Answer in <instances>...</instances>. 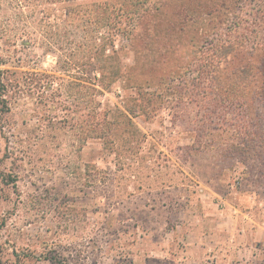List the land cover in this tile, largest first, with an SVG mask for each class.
Instances as JSON below:
<instances>
[{
	"label": "rangeland",
	"instance_id": "374dc122",
	"mask_svg": "<svg viewBox=\"0 0 264 264\" xmlns=\"http://www.w3.org/2000/svg\"><path fill=\"white\" fill-rule=\"evenodd\" d=\"M104 1L0 0V264H264V0H129L99 138L76 97L80 25ZM148 35L185 44L180 59L137 52ZM223 45L245 65L186 70Z\"/></svg>",
	"mask_w": 264,
	"mask_h": 264
},
{
	"label": "trees",
	"instance_id": "16d2710c",
	"mask_svg": "<svg viewBox=\"0 0 264 264\" xmlns=\"http://www.w3.org/2000/svg\"><path fill=\"white\" fill-rule=\"evenodd\" d=\"M79 1H90V0H79ZM91 18L84 23L80 25V31L82 32L83 35V40L84 42L79 44V48L85 49V55H83L78 63V67L80 68V80H81V85L80 90L77 93V101L79 103V107L82 109H88L91 111V115L93 117V122H94V128H95V133L96 136H99V138H108L107 135H105L104 131L102 130V125L106 123V112H103V118L99 120V115L101 114L98 113V108L95 109V97L101 95V91L97 89L98 85L97 83L100 82L101 86L106 85V87L110 86L117 78L119 77V70H120V62H118L116 65L114 64H106L109 63L110 60L109 57L107 56V52L110 50L113 54L116 53V51L113 49L115 45V41L117 39H126L128 35L132 36L134 33L133 27V20L129 22L128 27H122L126 22H128L130 19H137L139 18L137 13L138 9H135L133 12H130L128 7L132 8L136 6L133 3H130L129 0H117L115 1L114 5L115 7H112L110 3L107 1L104 2H99V3H91ZM112 12H115V17H111ZM100 30H106V32L101 35L102 37H97V32ZM177 31L182 32L184 31L183 27H173L168 29V33H176ZM151 32H154V29H151ZM94 33V35H91ZM93 36V37H92ZM159 39V35H155L150 37L149 35L146 37V41H144L143 47H137V52L139 51H145L148 50L149 52H154L157 51L160 53V55L165 56L169 54H177L178 58L180 59L181 57V50L184 51V46L185 44L181 43H170V42H164L161 43ZM135 45H129V47H134ZM124 47H127L126 45ZM139 48V49H138ZM236 49L232 45H228L226 47L223 46H218L214 51H212V54L208 58L207 65L211 67V70L208 68V71L206 68H204L203 65H195L193 63V59L189 58L188 61H183L186 62V70L187 71H193L194 67H197L198 72L200 73L201 79L203 80H208L210 82H214L217 79V70L219 65L222 62H231V65H235V62L237 61L238 63L245 65L247 62L246 59L241 55L240 52H236ZM116 60V57H113ZM164 62L166 63V66L170 65L167 60L169 58L163 57ZM109 61V62H108ZM117 61V60H116ZM153 65V63L151 64ZM156 65V63H155ZM206 66V64H205ZM242 67V66H241ZM251 67H253L251 65ZM256 69V71L261 75L262 77V87H261V92L260 96L264 98V57L259 59V66L257 68H252ZM98 71L103 73L104 75V80L107 82L103 83V79L99 81L97 77L93 78V88H89L90 92L85 93L84 88H86L82 83L86 82L88 83L87 80L92 79H87V75L89 71ZM86 80V81H85ZM174 81L172 80V83ZM204 82V81H203ZM182 84H185L183 81H181ZM88 84L91 85L89 82ZM104 84V85H103ZM9 83L7 81H4L2 79V72L0 71V122L2 124H6V121L2 119V116L4 112H9V108L11 106L10 99H8V88ZM199 91L205 90L201 86L199 87ZM168 91L170 92H176L175 85H171V83L168 84ZM192 90H197L196 86H193ZM189 95V93H187ZM202 94H206L203 92ZM187 96L186 94L184 97ZM122 114V113H121ZM122 118L126 120V115L122 114ZM110 123L107 122L106 125L108 126ZM119 126V125H118ZM93 128V132H94Z\"/></svg>",
	"mask_w": 264,
	"mask_h": 264
}]
</instances>
